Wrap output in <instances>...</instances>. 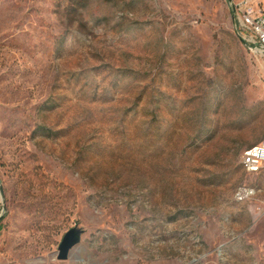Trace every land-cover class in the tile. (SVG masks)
I'll use <instances>...</instances> for the list:
<instances>
[{
    "label": "rangeland",
    "instance_id": "rangeland-1",
    "mask_svg": "<svg viewBox=\"0 0 264 264\" xmlns=\"http://www.w3.org/2000/svg\"><path fill=\"white\" fill-rule=\"evenodd\" d=\"M238 1L0 0V264H264Z\"/></svg>",
    "mask_w": 264,
    "mask_h": 264
},
{
    "label": "built area",
    "instance_id": "built-area-1",
    "mask_svg": "<svg viewBox=\"0 0 264 264\" xmlns=\"http://www.w3.org/2000/svg\"><path fill=\"white\" fill-rule=\"evenodd\" d=\"M234 20L237 23L238 36L253 50L264 52V7L255 0H239L233 4ZM243 168L250 173L264 169V136L245 151ZM255 193L250 187H241L236 198L243 201Z\"/></svg>",
    "mask_w": 264,
    "mask_h": 264
},
{
    "label": "water",
    "instance_id": "water-1",
    "mask_svg": "<svg viewBox=\"0 0 264 264\" xmlns=\"http://www.w3.org/2000/svg\"><path fill=\"white\" fill-rule=\"evenodd\" d=\"M234 26L235 31L238 34L237 23L235 20ZM245 45L249 50H252V48L248 44L245 43ZM83 234L84 229L79 226L72 227L64 234L63 239L58 248L59 260H67L69 258L73 248L76 247L79 243H81Z\"/></svg>",
    "mask_w": 264,
    "mask_h": 264
}]
</instances>
